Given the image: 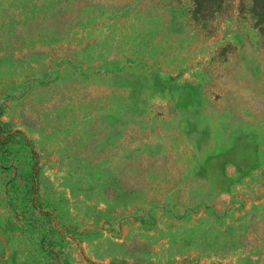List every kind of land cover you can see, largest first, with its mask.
<instances>
[{
  "label": "rangeland",
  "instance_id": "obj_1",
  "mask_svg": "<svg viewBox=\"0 0 264 264\" xmlns=\"http://www.w3.org/2000/svg\"><path fill=\"white\" fill-rule=\"evenodd\" d=\"M232 0H0V264H264V26Z\"/></svg>",
  "mask_w": 264,
  "mask_h": 264
},
{
  "label": "trees",
  "instance_id": "obj_2",
  "mask_svg": "<svg viewBox=\"0 0 264 264\" xmlns=\"http://www.w3.org/2000/svg\"><path fill=\"white\" fill-rule=\"evenodd\" d=\"M193 4L191 20L195 24L207 23L214 19L216 14H222L232 0H190ZM241 2L242 9L246 10L253 21L264 26V0H246Z\"/></svg>",
  "mask_w": 264,
  "mask_h": 264
}]
</instances>
